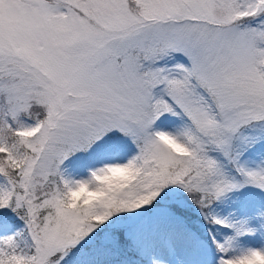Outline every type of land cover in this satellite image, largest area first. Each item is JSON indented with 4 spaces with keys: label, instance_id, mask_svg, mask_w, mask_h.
<instances>
[{
    "label": "snow or ice",
    "instance_id": "snow-or-ice-1",
    "mask_svg": "<svg viewBox=\"0 0 264 264\" xmlns=\"http://www.w3.org/2000/svg\"><path fill=\"white\" fill-rule=\"evenodd\" d=\"M247 189L264 0H0V264H264Z\"/></svg>",
    "mask_w": 264,
    "mask_h": 264
},
{
    "label": "rangeland",
    "instance_id": "rangeland-1",
    "mask_svg": "<svg viewBox=\"0 0 264 264\" xmlns=\"http://www.w3.org/2000/svg\"><path fill=\"white\" fill-rule=\"evenodd\" d=\"M235 199V197H234ZM264 206V194H261L255 190L247 189L239 193V198L236 203H231L227 205L220 206V211L222 214L227 215L229 212H235L241 216L249 215L248 213H254L257 208ZM253 246H259L258 240H253L250 242ZM156 264H159V259H169L170 264H176L174 257L170 258L164 247L160 246L156 252ZM151 255V254H150ZM149 261V259H148ZM151 264V262L149 261Z\"/></svg>",
    "mask_w": 264,
    "mask_h": 264
},
{
    "label": "trees",
    "instance_id": "trees-1",
    "mask_svg": "<svg viewBox=\"0 0 264 264\" xmlns=\"http://www.w3.org/2000/svg\"><path fill=\"white\" fill-rule=\"evenodd\" d=\"M248 214L251 215L252 213H248ZM162 245H163V241L162 240L154 241L152 244L148 245L147 254L145 256V260H144L143 264H149L148 261H147L148 255L156 252V250Z\"/></svg>",
    "mask_w": 264,
    "mask_h": 264
}]
</instances>
